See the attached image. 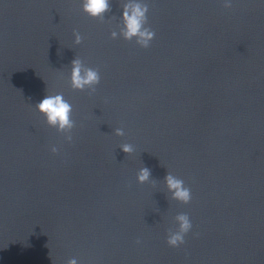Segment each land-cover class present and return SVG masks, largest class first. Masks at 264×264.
<instances>
[{"label":"water","instance_id":"obj_1","mask_svg":"<svg viewBox=\"0 0 264 264\" xmlns=\"http://www.w3.org/2000/svg\"><path fill=\"white\" fill-rule=\"evenodd\" d=\"M130 2L111 0L101 21L82 0H0V264L264 246V0H139L147 49L111 38ZM74 59L99 71L95 91L71 87ZM47 94L72 105L70 143L36 110ZM168 173L190 189L187 205ZM181 213L192 229L171 248Z\"/></svg>","mask_w":264,"mask_h":264},{"label":"clouds","instance_id":"obj_2","mask_svg":"<svg viewBox=\"0 0 264 264\" xmlns=\"http://www.w3.org/2000/svg\"><path fill=\"white\" fill-rule=\"evenodd\" d=\"M111 0H82V11L93 19L104 20L105 14L111 11ZM231 3H225L224 8H231ZM148 5L140 3L139 0L125 3L122 7V30L119 34L111 33V38L116 39L117 36L125 41L135 43L143 49L150 47L155 37V32L148 27ZM75 43H81V36L78 32H74ZM100 83L99 71L90 67H84L79 59L71 62V87L76 91H83L86 88L95 91L96 86ZM36 110L43 116L49 127L55 128L59 133H65V140L72 141L71 133L74 122L72 120V105L64 99L62 94L46 95L39 103L36 104ZM115 135L123 136L122 129H116ZM121 150L127 155L133 152L131 144L121 145ZM51 152L58 154L59 149L55 146L51 148ZM151 177V169L147 167L140 168L137 174V182L143 184L149 181ZM164 182L171 198L178 203L187 205L191 201V191L185 186L184 181L171 173H168ZM177 227L170 228L167 233L166 243L171 248H178L185 243V236L191 231L192 223L189 216L185 213L178 214L175 217ZM137 243H140L137 240ZM68 264H77L73 258Z\"/></svg>","mask_w":264,"mask_h":264}]
</instances>
